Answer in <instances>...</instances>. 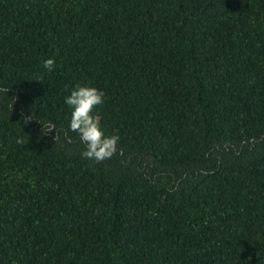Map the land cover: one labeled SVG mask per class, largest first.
I'll list each match as a JSON object with an SVG mask.
<instances>
[{"label":"trees","instance_id":"1","mask_svg":"<svg viewBox=\"0 0 264 264\" xmlns=\"http://www.w3.org/2000/svg\"><path fill=\"white\" fill-rule=\"evenodd\" d=\"M0 264H264V0H0Z\"/></svg>","mask_w":264,"mask_h":264},{"label":"clouds","instance_id":"2","mask_svg":"<svg viewBox=\"0 0 264 264\" xmlns=\"http://www.w3.org/2000/svg\"><path fill=\"white\" fill-rule=\"evenodd\" d=\"M42 67L45 71L52 72L55 67V58L46 59ZM103 99L104 93L88 84L75 86L64 98V103L71 110L68 127L72 132L77 133L80 141L86 145L82 153L83 157L98 162L116 153L119 139L115 135L106 136L101 130L99 121L92 115L93 110L103 103ZM31 119L32 117L27 118V120ZM48 127L51 129V126Z\"/></svg>","mask_w":264,"mask_h":264}]
</instances>
